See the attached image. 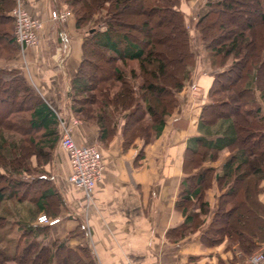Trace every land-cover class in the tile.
<instances>
[{
	"label": "trees",
	"instance_id": "1",
	"mask_svg": "<svg viewBox=\"0 0 264 264\" xmlns=\"http://www.w3.org/2000/svg\"><path fill=\"white\" fill-rule=\"evenodd\" d=\"M64 1L75 15L76 26L82 28L95 15L107 12L106 19H95L86 29L82 60L72 82L74 111L99 125L102 141H108L121 125L125 150L137 138L151 142L177 107L178 92L188 81L196 60L180 0H143L160 23L174 22L172 31L159 36L152 31L149 16L140 28L142 37L134 33L136 26L120 18L132 0ZM16 2L0 0V58L11 59L20 50L12 14ZM235 2L210 0L208 10L196 23L201 38L208 42L214 70L200 126L209 133L214 129L219 132L214 137L197 135L194 145H188L184 161L192 170L184 176L176 200L185 220L170 227L167 234L183 237L204 223V215L210 211L206 190L216 179L221 192L201 241L216 244L228 237V247L237 245L240 256L248 257L264 242V203L258 196L264 179V37H253L246 30L233 36L214 33L217 17L242 9L235 8ZM259 15L264 23V11ZM248 26L254 27V23ZM168 39L173 46L181 47L176 63L169 64L171 57L159 47ZM96 55L108 65L99 66ZM90 65L97 67L96 73L87 71ZM243 70L248 71L247 81L235 90V84L244 77ZM229 90L234 91L237 103H233ZM226 107L232 112H226ZM5 130L24 136H8ZM60 138V120L53 107L19 70L0 66V264L9 260L21 264H99L90 246L75 249L66 238L52 237V224L32 222L41 211L57 214L63 203L62 193L48 171L40 168L53 156ZM224 148L233 153L221 170L208 166L194 171L218 157ZM9 200L15 201L13 208L4 206ZM22 206L28 207L27 213L18 212ZM9 223L21 228L12 253L5 232Z\"/></svg>",
	"mask_w": 264,
	"mask_h": 264
},
{
	"label": "crops",
	"instance_id": "2",
	"mask_svg": "<svg viewBox=\"0 0 264 264\" xmlns=\"http://www.w3.org/2000/svg\"><path fill=\"white\" fill-rule=\"evenodd\" d=\"M29 11L43 20L39 43L21 49L11 59L0 58V66L19 70L30 86L35 88L56 113L67 118L78 117L74 137L79 143L95 144L102 151L105 162L103 177L90 197L69 180L71 162L65 150L61 155L67 164L60 169L48 161L45 165L49 177L60 187L63 203L55 215L41 211L33 223L45 213L49 218H59L52 223L53 238H64L74 248L90 246L99 264H251L250 256L263 251L264 242L248 257L240 256L237 245L228 247L229 239L207 244L201 234L211 221L221 192L216 179L206 190L210 211L204 223L191 234L171 238L167 231L181 224L185 214L176 207V200L184 176L192 169L185 166L184 156L194 137L209 133L200 126L202 106L209 100L208 88L214 70L206 65H196L191 78L178 92L179 103L168 116L161 133L151 142L137 138L126 150L123 145L122 126L108 141L99 138L100 128L95 122L77 116L73 109L72 82L83 55L85 28L76 26L72 12L64 9L65 21L52 17V10L61 4L58 0H22ZM198 85L199 90L191 88ZM143 148V155L138 153ZM233 152L227 148L219 156L205 161L203 167L214 166L221 170ZM54 157V152H53ZM50 171V172H49ZM50 173V174H49ZM259 199L264 203V179ZM51 224V223H50ZM16 231V232H15ZM9 234H20L19 224ZM6 232V230H5ZM6 234H8L6 232Z\"/></svg>",
	"mask_w": 264,
	"mask_h": 264
},
{
	"label": "rangeland",
	"instance_id": "3",
	"mask_svg": "<svg viewBox=\"0 0 264 264\" xmlns=\"http://www.w3.org/2000/svg\"><path fill=\"white\" fill-rule=\"evenodd\" d=\"M58 1L61 5L58 6L57 9L59 11L65 12L64 9L68 8L72 12V16L75 19V15H74L72 9L65 3V1L64 0H58ZM209 2H210V0H180V8L186 14V27H187L188 32L190 33V37H191V48H192V50L195 54V58H196L194 65L191 67V74H192V71L195 69V66L197 64L201 65L203 68H205L206 65H209L213 69L211 57L209 55L208 42L201 38L199 29L196 26V23H197V20L199 19V16L201 14H204L208 10ZM261 2H262L261 5H259L258 0H241L240 2L236 0L235 8H236V6L237 7L239 6V7H242V9L239 11H236V13H234V14H232V13L221 14L219 17H217V21L213 25L212 30L214 31V33L215 32L221 33V35H223L227 32L232 36H233V33L237 32V31L246 30L247 34H249L253 37H255V35H257V34L264 37V23L260 20V15H259L261 11H264V0H262ZM131 3H132V5L125 7V10L120 14V18H121V21H123L124 23H129L130 25L136 26V29H133V30H135L134 33L137 34L139 37H142V35H143V32L140 30V28H141L143 22L145 20H147L149 18V16H152V18H150V20L152 22L151 23L152 26L149 25V27L151 26L152 31L157 33V35L161 36V35L167 34V32L172 31V27H173L172 23L174 21L171 20L169 22L166 21V23H164V22L160 23L158 21V19L155 18V15L153 13L150 14V12H148L150 5L144 4L143 0H132ZM152 12H154V11H152ZM106 13H107L106 10H103V12L101 14L95 15L93 20L85 27V29L91 27L94 24L95 19H97V20L99 18H101L102 20L106 19ZM66 18H67V15H66L65 19L61 20V21H65ZM250 22L254 23V27L250 28L248 26V24ZM221 26H225V27L221 29L220 28ZM159 47L161 49H163L164 51H167L168 55L171 57V58H168L169 64L173 63V62L176 63V61H175L176 57H179V55H181V47L178 45L173 46L172 40L168 39V40H164V41L160 42ZM94 59H97L99 66L100 65L101 66H107L108 65L104 59L99 57V55H96L94 57ZM227 60H231V59L228 58ZM96 68H97L96 66L90 65V66H87V71L91 74L96 73ZM237 69L239 70L240 68L237 67ZM247 73H248V71L243 70L244 77L238 83L235 84V87H236L235 90L238 88H241L243 86V84L247 81V78H248ZM190 78H191V75H190L189 79ZM189 79H188V81H189ZM187 82H186V84H187ZM195 86H196V88L195 87L191 88L192 91L199 90L198 85H195ZM229 93H230V96H232L233 103H237L238 101H237L236 97H234V91L229 90ZM224 109L226 110V112H232V110L229 107H226ZM77 116H79L81 118L83 117L80 113H78ZM4 132L8 136H10V135L11 136H17V137L18 136H24L18 131L5 130ZM62 149L63 148L61 147V145L59 143L57 145V148H55V150L53 151L54 157L51 156L50 160H49V162H51L53 164L54 158H56L55 159L56 172L58 169H60L61 164H67L68 163V162H66L67 160L63 159V156L61 155ZM62 152H64V151H62ZM34 158H35V156H33V159ZM35 159H34V161H35ZM34 163H36V162H34ZM47 163L48 162H46V164ZM46 164L44 163L43 166L40 165L41 166L40 168L47 170L46 166H45ZM59 189H60V187H59ZM33 190H35V188H33ZM32 192H31V194H32ZM28 197H30V193H29ZM28 202L29 201H27V203ZM14 203H15L14 200L5 201L4 206L7 205V206L13 208L15 206ZM27 208L22 206V207H20V211L18 210V212L25 214V213H27L26 212ZM10 217L15 218V215L11 214ZM15 226H16V224L11 225L9 223L5 227V230L8 233L6 238L8 241L7 246H8L10 253H12L14 251L15 243H16V240L18 239V236L16 235V233L13 232V234H9L11 231H15ZM51 233H53L52 228H51ZM69 236H70V234L64 238H66L68 241ZM56 238H60V237H56ZM68 243H69V241H68ZM69 245H70V243H69ZM78 248H75V249H78ZM5 264H21V263H19L16 260H9Z\"/></svg>",
	"mask_w": 264,
	"mask_h": 264
},
{
	"label": "built area",
	"instance_id": "4",
	"mask_svg": "<svg viewBox=\"0 0 264 264\" xmlns=\"http://www.w3.org/2000/svg\"><path fill=\"white\" fill-rule=\"evenodd\" d=\"M15 19L14 34L20 49L24 51L30 45L39 43V31L43 27V20L33 15L22 0H17L12 10ZM66 12L58 9L52 10V17L64 20ZM196 88V86L194 85ZM60 120V145L67 152L71 162L69 180L77 187L82 188L90 197L96 183L102 179L105 162L102 151L95 144L79 143L74 137V126L80 121L78 117L67 118L57 113ZM41 222L55 223L59 218H49L47 214L39 215ZM251 264H264V252L259 251L250 256ZM123 264H133L126 261Z\"/></svg>",
	"mask_w": 264,
	"mask_h": 264
}]
</instances>
